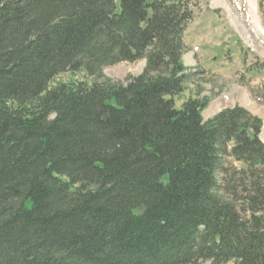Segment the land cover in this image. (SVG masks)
<instances>
[{
	"label": "trees",
	"instance_id": "trees-1",
	"mask_svg": "<svg viewBox=\"0 0 264 264\" xmlns=\"http://www.w3.org/2000/svg\"><path fill=\"white\" fill-rule=\"evenodd\" d=\"M191 7L0 0V264H264L263 119L176 106Z\"/></svg>",
	"mask_w": 264,
	"mask_h": 264
},
{
	"label": "rangeland",
	"instance_id": "rangeland-1",
	"mask_svg": "<svg viewBox=\"0 0 264 264\" xmlns=\"http://www.w3.org/2000/svg\"><path fill=\"white\" fill-rule=\"evenodd\" d=\"M190 3L194 18L184 35L188 51L183 62L194 74V81L185 95L176 100L177 108L187 98L201 93L211 100L203 114L209 120L233 105L235 96L264 119V0H190ZM120 4L121 0H117L118 9ZM253 65L261 70L252 71ZM145 67V61L126 62L106 68L104 75L125 82L129 76L142 74ZM93 80L84 73H69L59 77L56 84ZM249 88L255 96H251ZM225 163L239 169L243 166L231 159Z\"/></svg>",
	"mask_w": 264,
	"mask_h": 264
},
{
	"label": "crops",
	"instance_id": "crops-1",
	"mask_svg": "<svg viewBox=\"0 0 264 264\" xmlns=\"http://www.w3.org/2000/svg\"><path fill=\"white\" fill-rule=\"evenodd\" d=\"M236 104H240L241 106H244V107H246L247 109H249L244 103L238 101L237 98L234 96V97H233V105H231L230 107H233V106H235ZM249 110H250V109H249ZM261 139L264 141V139H263V132H262V134H261Z\"/></svg>",
	"mask_w": 264,
	"mask_h": 264
}]
</instances>
